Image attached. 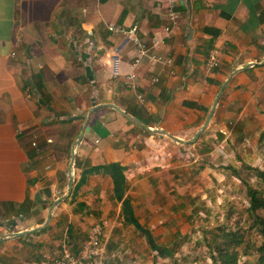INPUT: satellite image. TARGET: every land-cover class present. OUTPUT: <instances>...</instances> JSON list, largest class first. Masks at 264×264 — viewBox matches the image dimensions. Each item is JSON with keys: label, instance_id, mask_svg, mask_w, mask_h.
<instances>
[{"label": "crops", "instance_id": "crops-1", "mask_svg": "<svg viewBox=\"0 0 264 264\" xmlns=\"http://www.w3.org/2000/svg\"><path fill=\"white\" fill-rule=\"evenodd\" d=\"M4 2L0 0L4 264H35L55 256L64 237L73 250V242H79V250L89 227L112 212L139 231L124 217L126 202L138 226H156V212L167 211L173 192L180 190L176 181L197 175L205 155L223 153L231 134L244 132L249 118L263 110L264 0ZM170 10L177 15L174 24ZM109 23L136 25L141 39L174 59V74L145 58L134 66L135 47L110 32ZM212 45L220 48L221 63L207 71L204 60ZM132 73L136 78L128 81ZM137 91L144 103L137 100ZM51 206L48 225L37 230ZM19 223L28 225L9 236ZM111 237L102 231L104 260L107 254L116 264ZM22 248H29L35 260L22 262L17 253Z\"/></svg>", "mask_w": 264, "mask_h": 264}, {"label": "rangeland", "instance_id": "rangeland-1", "mask_svg": "<svg viewBox=\"0 0 264 264\" xmlns=\"http://www.w3.org/2000/svg\"><path fill=\"white\" fill-rule=\"evenodd\" d=\"M246 125L244 132L231 134L223 153L211 151L213 154L204 156L203 168L197 175L191 174V179L185 182L176 181L180 190L173 192L172 205L167 206V211L156 212L159 224L152 228L145 226L154 239L150 234L144 235L125 224L121 214L117 216L112 212L105 219L96 220L95 223L112 236L118 251L116 264H212L207 241L218 232L219 227L235 229V225L241 228L245 239V243L238 248L239 261L255 259L257 254L253 249L259 245L261 238L251 227L246 184L263 186L252 169L264 170V107L256 117H250ZM208 146L218 149L216 144ZM233 170L238 172L239 178ZM27 225L19 223L12 227L9 236L12 231ZM246 246L248 254H244ZM17 253L22 262L35 260L29 248H22ZM3 261L5 259H0V264H4ZM115 261L106 254L104 264H115Z\"/></svg>", "mask_w": 264, "mask_h": 264}, {"label": "built area", "instance_id": "built-area-1", "mask_svg": "<svg viewBox=\"0 0 264 264\" xmlns=\"http://www.w3.org/2000/svg\"><path fill=\"white\" fill-rule=\"evenodd\" d=\"M170 19L173 24L177 19V15L173 11H169ZM107 28L114 35L123 37L130 41L136 50L133 65L140 64L143 58L147 59L153 65H159L160 71L168 70L173 75L174 59L170 56H164L156 52L152 46L148 45L145 40L139 36V29L136 25L123 26L115 23H109ZM221 63V50L218 46L212 45L209 48L207 56L204 60V68L207 71L214 70ZM136 78L134 73L129 74L128 81ZM153 82H157L158 78L153 76ZM132 88L136 86L132 84ZM136 98L140 103H144V97L140 92H136ZM102 227L98 223H94L89 229L88 239L82 244L81 248L73 251L72 244L67 237H64L59 253L55 256L46 255L35 264H104L105 244L101 240Z\"/></svg>", "mask_w": 264, "mask_h": 264}, {"label": "trees", "instance_id": "trees-1", "mask_svg": "<svg viewBox=\"0 0 264 264\" xmlns=\"http://www.w3.org/2000/svg\"><path fill=\"white\" fill-rule=\"evenodd\" d=\"M222 137L223 135H221V139ZM76 165L77 163L75 164V166ZM91 169V171L93 172V168ZM252 170L254 171V176L256 177L257 181L262 183L263 185L262 187H254L253 185L246 184V193L249 199V206L247 207V211L252 220L251 227L257 231L261 238V242L259 243V245L255 246L254 249L252 248L256 251L257 256L253 261L240 262L238 259V248L245 243L243 231L241 230V228H238L237 225H235V229H231L229 227H219L218 232H215L213 235H211V237L207 241V245L211 250L212 264H264V170H260L258 168H254ZM233 171L239 178L238 172L235 170ZM118 172L119 170H114V175L118 178V182H120L123 176H119ZM86 174H83L81 183L84 182ZM78 206L82 207L81 204H78ZM125 206L126 212L124 217L126 221L135 223L138 230L149 236V232L146 229L137 225V221L134 218L131 208H129L127 202L125 203ZM73 245L75 248L73 251L77 252L79 245L77 243H74ZM156 248L159 249L158 247ZM244 254H248V246H246Z\"/></svg>", "mask_w": 264, "mask_h": 264}, {"label": "water", "instance_id": "water-1", "mask_svg": "<svg viewBox=\"0 0 264 264\" xmlns=\"http://www.w3.org/2000/svg\"><path fill=\"white\" fill-rule=\"evenodd\" d=\"M219 95H220V93L218 94V96H217V98H216V100H215L213 106L211 107V109H210V111H209V113H208V115H207V118H206V120H205V122H204V124H203L202 129H204V128L208 125V122H209V120H210V118H211V116H212V113H213L214 109H215V106H216V103H217V100H218ZM108 105L111 106V107H113V108H115V109H117V110H119V109H118L116 106H114L113 104H108ZM119 111H120V110H119ZM132 120L135 121V122H137V121H136L135 119H133V118H132ZM81 136H82V134L79 136V138L77 139L76 143H78V142L80 141ZM73 163H74V153H72V158H71V161H70V164H69V169L71 168V166L73 165ZM69 180H70V183H69V190H68V193H70V190H71V188H72V176H71V172H70V171H69ZM63 198H64V197H63ZM58 202H59V200H57V201L55 202V204H57ZM51 210H52V206L49 208L48 216H47L45 222H44L42 225L36 227L37 230L44 229V228L48 225V222H49V219H50V216H51ZM28 232H29V231H28ZM24 233H27V232H24Z\"/></svg>", "mask_w": 264, "mask_h": 264}]
</instances>
